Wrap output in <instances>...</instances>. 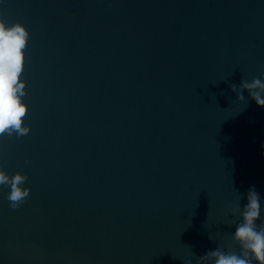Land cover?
Returning <instances> with one entry per match:
<instances>
[{
    "label": "water",
    "instance_id": "95a60500",
    "mask_svg": "<svg viewBox=\"0 0 264 264\" xmlns=\"http://www.w3.org/2000/svg\"><path fill=\"white\" fill-rule=\"evenodd\" d=\"M0 17L29 33L30 127L0 136L30 188L12 210L0 187V264L235 249L234 188L264 197V107L230 85L264 73V0H5Z\"/></svg>",
    "mask_w": 264,
    "mask_h": 264
},
{
    "label": "clouds",
    "instance_id": "9594fccd",
    "mask_svg": "<svg viewBox=\"0 0 264 264\" xmlns=\"http://www.w3.org/2000/svg\"><path fill=\"white\" fill-rule=\"evenodd\" d=\"M28 37L29 33L22 24L8 23L0 17V136L6 134L19 138L30 132V127L24 122L27 112L24 101L26 85L20 78ZM230 88L236 93L240 111L247 107L249 99L257 107H264V73L251 80L242 78L238 86L231 84ZM27 180L26 173H10L0 164V187L8 189L5 199L12 210L18 209L29 197ZM234 191L235 202L227 212L232 227L229 238L235 249L217 244L197 261L207 257L211 259V264H264V197L255 185H250L246 193L235 188ZM209 239L212 237L209 236ZM193 257L190 251V255L183 259L184 264H193Z\"/></svg>",
    "mask_w": 264,
    "mask_h": 264
},
{
    "label": "snow or ice",
    "instance_id": "6c2138e0",
    "mask_svg": "<svg viewBox=\"0 0 264 264\" xmlns=\"http://www.w3.org/2000/svg\"><path fill=\"white\" fill-rule=\"evenodd\" d=\"M4 3H5V0H0V6H2ZM0 153H2V146H0Z\"/></svg>",
    "mask_w": 264,
    "mask_h": 264
}]
</instances>
